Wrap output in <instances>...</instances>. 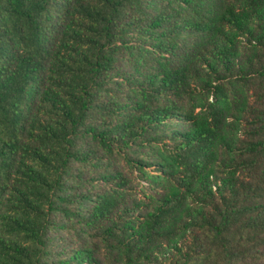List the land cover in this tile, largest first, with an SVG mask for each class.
Wrapping results in <instances>:
<instances>
[{
	"label": "trees",
	"instance_id": "16d2710c",
	"mask_svg": "<svg viewBox=\"0 0 264 264\" xmlns=\"http://www.w3.org/2000/svg\"><path fill=\"white\" fill-rule=\"evenodd\" d=\"M0 264H264V0H0Z\"/></svg>",
	"mask_w": 264,
	"mask_h": 264
}]
</instances>
